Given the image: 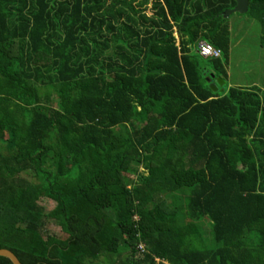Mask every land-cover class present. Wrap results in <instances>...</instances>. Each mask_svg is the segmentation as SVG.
<instances>
[{"label":"trees","instance_id":"16d2710c","mask_svg":"<svg viewBox=\"0 0 264 264\" xmlns=\"http://www.w3.org/2000/svg\"><path fill=\"white\" fill-rule=\"evenodd\" d=\"M234 6L0 0V248L22 264H264V83L209 86L227 78ZM246 12L264 29V0Z\"/></svg>","mask_w":264,"mask_h":264},{"label":"rangeland","instance_id":"374dc122","mask_svg":"<svg viewBox=\"0 0 264 264\" xmlns=\"http://www.w3.org/2000/svg\"><path fill=\"white\" fill-rule=\"evenodd\" d=\"M230 31V50L225 65L227 78L219 93L227 92L229 87L244 86L250 87L252 83L260 85L264 83V32L258 19L248 12L232 13L228 17ZM191 52H196V45H191ZM138 172H143L141 167ZM134 169L131 176H134ZM39 204L47 212L54 206L52 200L40 198ZM51 233L56 236H64L55 222H48ZM102 264H109L103 257Z\"/></svg>","mask_w":264,"mask_h":264},{"label":"water","instance_id":"95a60500","mask_svg":"<svg viewBox=\"0 0 264 264\" xmlns=\"http://www.w3.org/2000/svg\"><path fill=\"white\" fill-rule=\"evenodd\" d=\"M235 2V6L230 9H226L223 12V17L227 18L232 13H245L248 9V0H233ZM213 77V74H211L209 77L206 78L207 81H209ZM223 84V82L216 78L213 83H210L209 86L213 90H217V88ZM0 256L7 258L11 264H22L17 256L10 250L5 248H0Z\"/></svg>","mask_w":264,"mask_h":264},{"label":"built area","instance_id":"2783aa9c","mask_svg":"<svg viewBox=\"0 0 264 264\" xmlns=\"http://www.w3.org/2000/svg\"><path fill=\"white\" fill-rule=\"evenodd\" d=\"M197 52L203 57H216L220 55L219 50L213 48L209 43L200 41L197 44ZM142 246L139 245V248Z\"/></svg>","mask_w":264,"mask_h":264},{"label":"crops","instance_id":"0c3cea01","mask_svg":"<svg viewBox=\"0 0 264 264\" xmlns=\"http://www.w3.org/2000/svg\"><path fill=\"white\" fill-rule=\"evenodd\" d=\"M253 85H256V84L252 83V85H251V86H253ZM240 86H241V85H240Z\"/></svg>","mask_w":264,"mask_h":264}]
</instances>
